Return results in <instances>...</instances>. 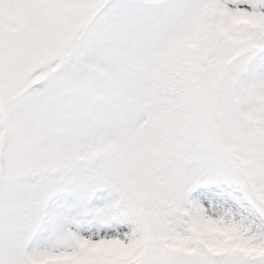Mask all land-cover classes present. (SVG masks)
Returning <instances> with one entry per match:
<instances>
[{"label":"snow or ice","instance_id":"obj_1","mask_svg":"<svg viewBox=\"0 0 264 264\" xmlns=\"http://www.w3.org/2000/svg\"><path fill=\"white\" fill-rule=\"evenodd\" d=\"M0 264H264V0H0Z\"/></svg>","mask_w":264,"mask_h":264}]
</instances>
